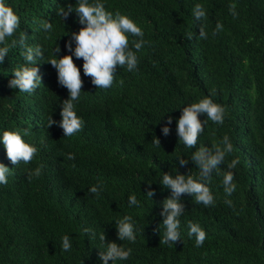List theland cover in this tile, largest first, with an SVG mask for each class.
Wrapping results in <instances>:
<instances>
[{
    "label": "trees",
    "instance_id": "1",
    "mask_svg": "<svg viewBox=\"0 0 264 264\" xmlns=\"http://www.w3.org/2000/svg\"><path fill=\"white\" fill-rule=\"evenodd\" d=\"M8 3L20 18L27 42L41 45L45 59L53 55L55 45L61 49L58 55L66 54L69 36L64 32L77 31L81 25L75 12L62 21L56 9L74 5L75 0ZM104 3L107 10L133 19L146 43L136 52L137 70L117 67L111 88H96L81 68L82 93L76 107L84 125L72 137L63 136L58 125L46 127L48 115L61 119V102L68 97L52 65L38 62L41 85L28 94L8 86L10 70L22 62L19 49H11L0 63V128L27 130L24 139L39 149L31 163L13 166L0 145V162L13 173L8 184L0 185V264H101V242L98 237L89 239L85 227L103 232L106 242L133 249L129 259L114 264H264V0ZM196 3L207 10V18L198 22L192 17ZM231 6L238 13L235 18ZM43 20L53 23L52 32L40 28ZM217 22L223 29L213 35ZM200 27L208 32L207 39L199 37ZM133 39L129 37L130 47ZM73 61L78 68L82 64V58ZM205 95L225 106L224 123L209 120L197 145L187 149L178 141L175 119L180 108H174ZM167 116L174 119L164 136L161 126ZM225 134L233 151L208 185L215 204L205 207L184 194L181 240L160 243L161 201L170 196V190L158 183L162 172L175 167L181 174L196 173L191 153L201 145L212 147ZM68 153L75 159H68ZM178 154L189 160L186 166L175 162ZM237 157L240 163L231 170L237 188L226 196L223 173ZM38 166L41 175L29 177L28 170ZM98 182L104 185L99 197L88 192ZM146 182H153L151 199L144 194ZM130 194L137 195L139 207L128 206ZM124 215L136 221L135 243L116 235L114 221ZM189 221L205 230L203 246L196 247L194 238L188 237ZM65 234L72 240L67 252L61 248Z\"/></svg>",
    "mask_w": 264,
    "mask_h": 264
},
{
    "label": "clouds",
    "instance_id": "2",
    "mask_svg": "<svg viewBox=\"0 0 264 264\" xmlns=\"http://www.w3.org/2000/svg\"><path fill=\"white\" fill-rule=\"evenodd\" d=\"M229 11L233 18L238 15L234 6H231ZM72 12L76 13L81 27L77 31L64 32L63 35L69 36L64 45L66 54L58 55L61 49L59 45H55L53 55L45 59V50L41 45H31L27 42L29 37L20 29V18L8 0H0V63H3L10 50L14 48L19 49V55L22 58V62L10 70L12 76L8 80V86L18 89L21 93H33L41 85L38 62L47 61L50 63L56 71L58 84L68 90V97L61 102L59 113L61 119L57 121L48 115L46 127L58 125L63 130L65 137H72L84 125L83 118L77 115L76 107L82 93L81 68L83 74L91 78V83L96 88H111L117 67H124L128 72L137 70L139 58L136 52L146 43L142 28L129 16L119 11L113 13L107 10L104 0H75L74 5L70 4L67 8L57 7L56 9L57 16L62 21ZM192 17L196 22L207 18V10L203 4L196 3L194 5ZM38 23L46 33L54 30L53 23L48 20ZM222 29L223 24L217 22L212 34L215 35ZM18 30L19 34L17 35ZM198 34L201 39H207L209 35L204 27L199 28ZM130 36L135 37L131 41V47L129 46ZM73 57L82 58L79 68L74 63ZM177 108H180V115L175 119V130L178 141L187 149H192L197 145L198 138L204 132L205 125L209 120L218 125L223 124L226 115L225 106L215 102L210 95L203 96L198 102L186 104L183 107L180 105L174 109ZM166 112L168 111L164 113ZM202 115L206 117L203 121L200 119ZM173 119L172 116H167L166 122L161 126L164 136L169 135V125L173 123ZM27 134V130L0 128V145L6 150V157L13 166L21 162L31 163L39 150L35 144L24 139ZM153 142L161 148L158 138L154 137ZM232 151L231 139L225 134L212 147L201 145L191 153L190 159L198 170L196 173L181 174L175 170V167L172 172H162L158 183L170 190V196L161 201L162 208L159 215L162 217L163 236L160 237V243L174 245L175 242L181 240L180 217L185 212V205L181 197L184 194L191 195L194 197L195 203L203 204L205 207L215 204L214 195L208 185L212 180L213 173L219 174L220 166L225 163L226 156ZM67 158L73 160L75 155L68 153ZM175 162L183 167L189 163V160L178 154ZM239 163L238 157L232 159L227 163L228 170L223 173L222 186L226 196H231L236 191L237 184L234 182V172L231 170L235 169ZM41 172L42 166H38L29 169L28 176L39 177ZM12 174V168L0 162V185L8 184L9 176ZM152 183L146 182L147 186L144 192L149 199L155 194L150 187ZM103 191L102 182L88 188V192L97 197ZM225 203L229 206L233 205L231 199H226ZM127 204L129 207H139L141 202L136 194H130L127 197ZM114 222L117 230L116 235L120 241L136 242L137 225L132 215H124ZM187 229V235L194 238L195 246H203L206 232L201 225L189 221ZM83 231L88 234L91 240L99 238L101 248H99L98 255L101 264H109V261L112 264L115 261H125L132 254L131 247H125L115 241L106 242L103 232L98 234L89 227L83 228ZM61 248L64 252L72 248V240L69 235L65 234L61 237Z\"/></svg>",
    "mask_w": 264,
    "mask_h": 264
}]
</instances>
